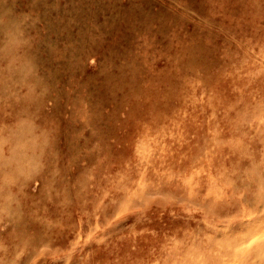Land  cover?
<instances>
[{
  "label": "rangeland",
  "instance_id": "1",
  "mask_svg": "<svg viewBox=\"0 0 264 264\" xmlns=\"http://www.w3.org/2000/svg\"><path fill=\"white\" fill-rule=\"evenodd\" d=\"M0 264H264V0H0Z\"/></svg>",
  "mask_w": 264,
  "mask_h": 264
},
{
  "label": "bare ground",
  "instance_id": "2",
  "mask_svg": "<svg viewBox=\"0 0 264 264\" xmlns=\"http://www.w3.org/2000/svg\"><path fill=\"white\" fill-rule=\"evenodd\" d=\"M245 227H246V225H245ZM245 227H244V229H247V228H245ZM244 231H245V230H244Z\"/></svg>",
  "mask_w": 264,
  "mask_h": 264
}]
</instances>
